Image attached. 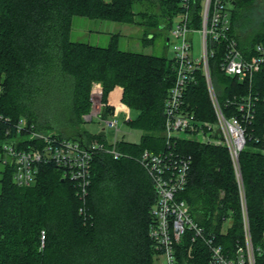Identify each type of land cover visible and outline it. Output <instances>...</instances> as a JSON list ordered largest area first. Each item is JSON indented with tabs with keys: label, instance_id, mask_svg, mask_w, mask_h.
Here are the masks:
<instances>
[{
	"label": "trees",
	"instance_id": "1",
	"mask_svg": "<svg viewBox=\"0 0 264 264\" xmlns=\"http://www.w3.org/2000/svg\"><path fill=\"white\" fill-rule=\"evenodd\" d=\"M228 1L233 37L247 56L256 55V46L264 45V19L254 29L242 23L256 0ZM181 11L178 0H0V113L26 117L44 133L62 139L103 142L100 134L82 126L98 82L103 86V115L125 116L129 127L141 131L139 143L123 139L117 143L123 157L100 153L93 158L85 201L77 185L64 178L55 164L41 165L29 187L16 185L13 168L2 165L0 264H156L162 258L149 237L156 193L138 159L145 150L167 149L164 108L175 81L174 62L165 56L121 50L118 35L112 36L107 47L70 37L73 18L81 16L137 23L144 27V44L153 42L155 34L149 38L150 31L157 29L168 43L173 20ZM201 12L198 0L192 8L196 27L201 24ZM220 58L210 61L212 76L217 87L227 90L223 94L230 95L237 92V80L221 72ZM253 90L263 92L264 88L259 82ZM188 98L199 117L212 119L201 75ZM263 124L264 110L259 107L240 156L256 247H264ZM176 147L193 157L188 185L179 198L190 206L196 223L215 234L225 249L234 250L244 243V235L238 186L227 150L184 140ZM42 230L46 231L43 248ZM209 254L203 241H191V234L178 245L179 264H208ZM256 264H264V255L256 256Z\"/></svg>",
	"mask_w": 264,
	"mask_h": 264
},
{
	"label": "built area",
	"instance_id": "2",
	"mask_svg": "<svg viewBox=\"0 0 264 264\" xmlns=\"http://www.w3.org/2000/svg\"><path fill=\"white\" fill-rule=\"evenodd\" d=\"M178 1L182 11L176 16L179 21L173 24L168 38V43L172 39L179 43L173 58L175 81L164 108L167 149L158 153L145 150L138 159L156 193V202L150 211L149 237L163 259L161 264H179L178 245L188 234H191L192 242L201 240L206 244L210 253L208 264H256V256L264 255V247H256L252 241L240 156L247 147L251 136L249 129L256 120L259 107L264 110V90H253L259 82L264 88V45H257L253 56L241 51L232 35L230 1L199 0L202 12L198 27L192 23V8L198 0ZM190 33L201 35L202 49L198 57L192 53ZM218 55L221 57V72L237 80V92L233 94L224 95L227 90L218 88L214 82L210 61ZM200 75L205 80L212 119L199 117L188 98ZM257 75L260 77L256 80ZM102 96V89H92L93 105L96 104L94 98ZM98 103L96 111L85 119L90 122L97 118L103 122L104 127L98 134L104 141L88 144L44 133L26 117L14 118L0 113V165L13 168L14 183L29 187L35 183L41 165L55 164L63 170L64 178L77 185L78 194L85 201L91 185L93 158L100 153L109 154L114 159L124 156L117 149V143L122 140L117 137L121 119L117 115L102 118L101 102ZM107 130L115 133L112 141L106 136ZM181 140L221 146L230 156L238 186L244 235V243L232 251L225 249L215 234L208 233L196 223L190 206L179 198L188 185L193 164L192 155L177 149L176 143ZM227 222L221 229L223 233L227 232ZM40 241L43 248L45 230L41 231Z\"/></svg>",
	"mask_w": 264,
	"mask_h": 264
},
{
	"label": "rangeland",
	"instance_id": "3",
	"mask_svg": "<svg viewBox=\"0 0 264 264\" xmlns=\"http://www.w3.org/2000/svg\"><path fill=\"white\" fill-rule=\"evenodd\" d=\"M254 4L255 5L253 9L247 12V19L242 22L243 26L246 25V27H248L249 29L256 28L257 25H259L260 22L264 19V0H256ZM135 7L136 10H138V4ZM178 21L179 17H176L174 18L173 23H176ZM150 33L151 35H149V38H151L152 34H155L153 42L144 44L142 41L145 34L144 27L140 26L137 23L124 24L119 22L95 20L86 17L75 16L73 18L70 38L72 41L88 43L94 46L107 47L110 44L112 36L118 35V46L121 50L143 53L147 55L165 56L167 59L173 60L179 41L172 39L168 44L166 43L164 36L159 33L157 29H152ZM189 36L193 44L192 53L194 56L198 57L201 55L202 49L201 35L199 33H190ZM218 88L220 87L218 86ZM94 89L103 90V86L101 83L97 82L94 84L93 90ZM102 98L103 96L100 98H94L96 104H92L91 111L85 116L90 115L91 113L96 111V109L100 105V103L98 102H101ZM100 115L102 118H106L102 112L100 113ZM131 115L132 117H134L136 114L132 113ZM85 116L83 117L85 121V123L82 125L83 129L91 134H98L104 127L103 122L97 118H94L93 121L88 122L85 119ZM124 118L125 116L121 115L120 133L117 135L118 139H123L132 143H139L141 139V131L129 127L124 122ZM54 129V132L58 130V128ZM49 130L52 131L51 129ZM106 136L109 140L112 141L115 137V133L114 131L107 130ZM1 168L2 165H0V169ZM162 261L163 259L160 258L159 262H157L156 264H160Z\"/></svg>",
	"mask_w": 264,
	"mask_h": 264
},
{
	"label": "water",
	"instance_id": "4",
	"mask_svg": "<svg viewBox=\"0 0 264 264\" xmlns=\"http://www.w3.org/2000/svg\"><path fill=\"white\" fill-rule=\"evenodd\" d=\"M103 135V133H101Z\"/></svg>",
	"mask_w": 264,
	"mask_h": 264
},
{
	"label": "crops",
	"instance_id": "5",
	"mask_svg": "<svg viewBox=\"0 0 264 264\" xmlns=\"http://www.w3.org/2000/svg\"><path fill=\"white\" fill-rule=\"evenodd\" d=\"M94 87V86H93Z\"/></svg>",
	"mask_w": 264,
	"mask_h": 264
}]
</instances>
